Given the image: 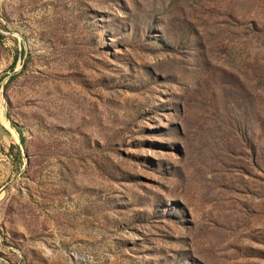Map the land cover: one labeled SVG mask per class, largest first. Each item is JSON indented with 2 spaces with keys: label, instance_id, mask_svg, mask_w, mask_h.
<instances>
[{
  "label": "rangeland",
  "instance_id": "1",
  "mask_svg": "<svg viewBox=\"0 0 264 264\" xmlns=\"http://www.w3.org/2000/svg\"><path fill=\"white\" fill-rule=\"evenodd\" d=\"M0 264H264V0H0Z\"/></svg>",
  "mask_w": 264,
  "mask_h": 264
},
{
  "label": "trees",
  "instance_id": "2",
  "mask_svg": "<svg viewBox=\"0 0 264 264\" xmlns=\"http://www.w3.org/2000/svg\"><path fill=\"white\" fill-rule=\"evenodd\" d=\"M21 140L23 141V139L21 138ZM17 155H19V152L17 153Z\"/></svg>",
  "mask_w": 264,
  "mask_h": 264
},
{
  "label": "water",
  "instance_id": "3",
  "mask_svg": "<svg viewBox=\"0 0 264 264\" xmlns=\"http://www.w3.org/2000/svg\"><path fill=\"white\" fill-rule=\"evenodd\" d=\"M27 163V162H26Z\"/></svg>",
  "mask_w": 264,
  "mask_h": 264
}]
</instances>
